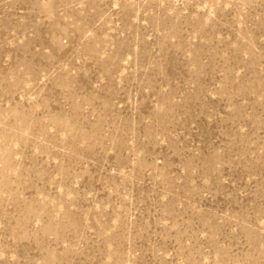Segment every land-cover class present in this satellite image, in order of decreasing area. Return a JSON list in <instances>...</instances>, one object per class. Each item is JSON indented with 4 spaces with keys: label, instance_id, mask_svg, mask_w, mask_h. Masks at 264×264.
<instances>
[{
    "label": "rangeland",
    "instance_id": "obj_1",
    "mask_svg": "<svg viewBox=\"0 0 264 264\" xmlns=\"http://www.w3.org/2000/svg\"><path fill=\"white\" fill-rule=\"evenodd\" d=\"M0 264H264V0H0Z\"/></svg>",
    "mask_w": 264,
    "mask_h": 264
}]
</instances>
